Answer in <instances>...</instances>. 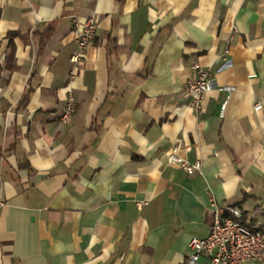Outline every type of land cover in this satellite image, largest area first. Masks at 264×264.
<instances>
[{
	"label": "crops",
	"instance_id": "0c3cea01",
	"mask_svg": "<svg viewBox=\"0 0 264 264\" xmlns=\"http://www.w3.org/2000/svg\"><path fill=\"white\" fill-rule=\"evenodd\" d=\"M196 65L233 87L201 115ZM176 143L201 172L167 162ZM212 199L264 224V0H0V264H183Z\"/></svg>",
	"mask_w": 264,
	"mask_h": 264
},
{
	"label": "built area",
	"instance_id": "2783aa9c",
	"mask_svg": "<svg viewBox=\"0 0 264 264\" xmlns=\"http://www.w3.org/2000/svg\"><path fill=\"white\" fill-rule=\"evenodd\" d=\"M98 21L95 17L74 24L76 33V49L71 55V62L78 67L86 55V50L92 45L97 33ZM229 50H225V54ZM213 89L232 92L233 87L218 84L211 67L196 65L195 75L186 85V93L190 97V106L196 115L204 112V98L206 93ZM230 96L223 102L221 116ZM263 104L257 102L255 109H262ZM76 111V98L69 91L65 107L60 119L67 123ZM190 146L185 147L189 150ZM181 143L173 145L166 153L167 162L182 168L188 175L201 172V161L191 162L181 155ZM4 201H0V205ZM212 223L205 237L193 236L189 242V255L183 264H200L203 258L212 264H245L250 261L255 264H264V224L251 227L244 224L239 207L219 204L214 199L210 203Z\"/></svg>",
	"mask_w": 264,
	"mask_h": 264
},
{
	"label": "trees",
	"instance_id": "16d2710c",
	"mask_svg": "<svg viewBox=\"0 0 264 264\" xmlns=\"http://www.w3.org/2000/svg\"><path fill=\"white\" fill-rule=\"evenodd\" d=\"M55 27H56V21H53V22L48 24V26L46 27V29L42 33H39L40 43H41V51L44 48V46L46 45V43L49 41V39L51 38V36L55 30ZM11 57H12V55H11ZM23 101H27L26 95L23 96ZM241 221L244 224H246L243 218L241 219Z\"/></svg>",
	"mask_w": 264,
	"mask_h": 264
}]
</instances>
